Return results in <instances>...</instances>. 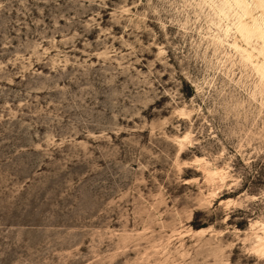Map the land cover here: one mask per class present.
I'll return each mask as SVG.
<instances>
[{
  "label": "rangeland",
  "instance_id": "374dc122",
  "mask_svg": "<svg viewBox=\"0 0 264 264\" xmlns=\"http://www.w3.org/2000/svg\"><path fill=\"white\" fill-rule=\"evenodd\" d=\"M233 23L0 0V264H264V80Z\"/></svg>",
  "mask_w": 264,
  "mask_h": 264
},
{
  "label": "bare ground",
  "instance_id": "6f19581e",
  "mask_svg": "<svg viewBox=\"0 0 264 264\" xmlns=\"http://www.w3.org/2000/svg\"><path fill=\"white\" fill-rule=\"evenodd\" d=\"M226 1L238 17V24L235 25L233 23V26H235L237 32L246 42V45H243L238 40H235L232 45L241 52V55L247 62L253 65L256 72L264 80V0ZM252 37H256L259 40L260 45L258 48L250 43ZM262 239H264V236L260 237L259 241Z\"/></svg>",
  "mask_w": 264,
  "mask_h": 264
}]
</instances>
